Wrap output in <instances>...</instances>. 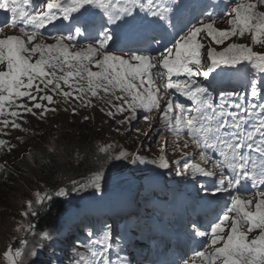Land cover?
<instances>
[{
	"label": "snow or ice",
	"instance_id": "obj_1",
	"mask_svg": "<svg viewBox=\"0 0 264 264\" xmlns=\"http://www.w3.org/2000/svg\"><path fill=\"white\" fill-rule=\"evenodd\" d=\"M259 6H264V0H231L219 14L229 17V27L223 30L215 26L219 15L214 17L205 9L201 13L202 18H197L195 24L157 57L139 49L117 55L111 47L116 33L109 25L119 26V22L133 17L139 9L162 25L172 27L169 17L172 8L163 0L160 3H154V0L146 3L143 0H117L116 4L113 0H40L35 5L32 0H0V9L11 14L10 22L0 26V33L5 27H19L21 33L20 36L0 38V66H3L0 69V118H3L0 125L5 129L11 126L12 129L23 130L17 119L24 114L36 115L33 109H40L41 117L49 111H56L42 103H56L55 95L62 96L65 101L69 98L80 101L86 107L91 105V98L103 100L110 96L112 99L107 103L115 112L108 111V116L129 112L127 120L136 119L138 109L151 113L160 108L161 87L157 80H166L163 89L167 95L172 94L169 90H175L194 107L187 109L184 104L169 99L162 117L165 124L177 135L186 133L191 138L193 145L201 149L199 157L203 164L211 162L213 168L220 169L219 185L211 194L227 192L230 196V202L205 230L196 233L209 238L211 251L196 250L193 259L183 264H264V189L254 195L244 190L249 184L253 188L264 185V103L252 105L253 111L257 107L260 109L253 122L246 119L252 112L240 103L227 104L222 98L220 104L215 105L209 89L197 79L208 80L221 67L237 71L244 67L251 70L245 73L250 96L253 99L264 96V87H261L264 82V52L254 51L248 44L234 42L217 51L204 42L210 38V44L219 46L233 37L242 39L249 36L252 45L264 46V11H258ZM29 7L33 10L28 11ZM90 9H98L102 16L97 17ZM56 21L69 22L67 32L58 31L51 36L55 43L45 44L41 30L55 25ZM82 36L90 42L77 48V40ZM38 37L40 42L37 43ZM144 39L139 37L138 44L142 46ZM153 42L159 43V40L153 38ZM205 49L206 52L203 51ZM62 85L69 91H65ZM176 110L179 115L170 116ZM143 119L148 120L149 117L145 115ZM6 147L11 150L8 142L0 139V150ZM209 150L221 159L214 160L207 154ZM99 151L107 152L108 148L101 147ZM252 153L257 154L255 159ZM127 155L121 153L116 159ZM132 162L143 164L149 161L136 155ZM158 167H169L164 155L159 157ZM184 169L185 172L191 170L193 178L215 175L197 163L186 164ZM226 172L231 175L225 183ZM102 179V173L97 172L90 181L91 187L100 191ZM84 187L87 185L73 190L79 191ZM68 194L64 188H59L54 194L37 193L36 203L43 205L52 201L54 196L62 198ZM27 207L32 215H36L31 201ZM28 214L24 213L25 216ZM43 238H49V234L43 233ZM110 239L105 233L102 250L91 251L90 264H109L103 259V253L111 247ZM23 255L21 248L13 251L9 247L4 252V260L7 264H22ZM31 255L36 253L33 251Z\"/></svg>",
	"mask_w": 264,
	"mask_h": 264
},
{
	"label": "rangeland",
	"instance_id": "obj_2",
	"mask_svg": "<svg viewBox=\"0 0 264 264\" xmlns=\"http://www.w3.org/2000/svg\"><path fill=\"white\" fill-rule=\"evenodd\" d=\"M258 11H264V6H259ZM226 17L222 22L217 23L215 26L218 29H227ZM7 35L20 36L18 33L8 32L0 34V38H4ZM210 42V38L205 40ZM37 43L40 42V38L37 39ZM244 43L253 47L254 51L264 52V46L257 48L256 45L251 44L249 36H245L242 39L233 37L232 40L227 41L225 45L206 44L207 46L215 47L217 51H220L227 45V43ZM45 44H50V40L44 38ZM55 43L53 42L51 44ZM77 49H73L75 51ZM206 52V49L203 50ZM119 55V54H117ZM36 57L33 58L35 60ZM0 69H2L0 67ZM96 71L95 68L92 69ZM160 82V80H158ZM240 88L245 87L243 92L242 101L246 104H261L264 103V99L257 97L253 99L250 96V90L248 87V81H244L239 84ZM65 91H69L65 90ZM48 94H51L49 91ZM103 96V93L100 94ZM161 97V95H160ZM112 97H105L103 100L99 98H91V105L84 106L80 101L69 98L67 101L62 96L55 95L54 100L56 103L48 105L46 101L44 103L48 108H55L56 111H49L46 116H40V109H33L36 115L24 114L22 118L17 119V123L21 124L23 130L12 129L11 126L5 129L0 125V139L6 140L8 145L11 146V150L8 147L0 150V161L5 171L13 166V163L18 159L26 162L27 171H32L29 167L32 158L30 152L34 150H43L48 153H54L61 160L64 156L71 153V146L75 141L78 134L86 138L85 144H89L90 138L95 139L91 151H88V157L90 159L89 165H92V174L83 175L80 177H65L64 180H53L55 188L52 191L53 194L59 188H64L68 191L67 197H62L61 200L66 203L70 208L76 204L77 206L70 210L72 217L67 219L66 225H58L53 229H47L39 231L35 227L29 228V225H33V216L29 211L27 205L31 201L33 205V211L37 207L36 194L50 193L51 187L47 186L38 175L29 177L30 181H22V196H25L24 205H18L14 211L1 210L0 211V228L2 230L7 229L9 226V243L5 247L0 249V264H7L4 260V252L11 247L13 251L16 248L23 250L22 264H90L92 257L91 253H86L83 249L77 246V253L74 251L67 252L69 248L66 247L68 243L65 240L68 236L73 235L74 226L76 222L85 223L81 226V230H77V235H81L87 227L98 228L101 225L114 222L115 226L118 225L124 217H116V212L122 209L127 201L140 198L138 204L145 206L149 192L145 190L147 198L143 193H139L142 189L148 188L154 180V177L160 167H158L159 157L164 155L165 159L169 163V171L167 172L173 178L179 177L183 173V169L175 170V163L179 162V158H174L176 155L185 153L184 160L191 162L188 159L189 153H193L195 147L193 144H187L182 139H177L178 145L172 144L174 148H171V144L167 143L166 138L161 137L163 129L166 124L163 120V114L165 110V102L160 98V108L153 110L151 113H145L138 109L136 113V119L127 120L130 116L129 112L123 114L117 113L115 116L110 117L107 115L108 111L115 112L107 101ZM21 102H26L21 101ZM116 103V101H113ZM31 107V104H29ZM104 111H101V109ZM158 110V111H157ZM147 115L148 120H144L143 117ZM88 117V119H85ZM127 122H124L126 121ZM4 133H7L5 135ZM36 139V143L33 148V139ZM28 140V144L24 145V142ZM185 144L188 147H183ZM40 145V146H39ZM90 145V144H89ZM101 147L108 148L107 152H100ZM164 151L161 152V148ZM176 147H181L177 150ZM88 151H82L86 153ZM121 153H127V157L123 159H116ZM140 156L148 163L132 162L133 156ZM84 157V156H83ZM74 164L79 162V153L74 151L73 153ZM197 163V162H195ZM100 172L103 175L101 181V190L96 191L93 187H89L84 191H74V187L77 183L82 182L85 185L91 186L90 181L94 175ZM167 175V176H168ZM167 180V178H166ZM43 182V183H42ZM75 182V183H74ZM137 184L140 188L133 190L132 185ZM51 186V185H50ZM144 187V188H143ZM139 195H136V194ZM150 199V198H149ZM14 209V208H11ZM105 210H109L105 216ZM124 212L126 208H123ZM122 210V211H123ZM104 211L100 216L99 213ZM25 212H29L27 216ZM123 212V213H124ZM118 215V214H117ZM126 215V214H125ZM110 219H107L109 218ZM107 220H103V219ZM94 220H101L94 225ZM129 224L133 225L134 220L131 218ZM66 228V230L64 229ZM48 233L49 238L44 239L43 233ZM255 234V233H254ZM83 236H86L83 233ZM151 235L148 234V237ZM86 237L89 238V235ZM65 241V245L58 251V245L60 241ZM26 242V243H24ZM36 255H31L32 252ZM58 257L59 259L55 258Z\"/></svg>",
	"mask_w": 264,
	"mask_h": 264
},
{
	"label": "trees",
	"instance_id": "obj_3",
	"mask_svg": "<svg viewBox=\"0 0 264 264\" xmlns=\"http://www.w3.org/2000/svg\"><path fill=\"white\" fill-rule=\"evenodd\" d=\"M75 141L71 146V153L64 156L61 160L58 158L56 154L48 153L43 150H32L30 152V157L32 158V162L30 164V168L32 171H27L26 162L21 159L15 161L13 166L8 168L5 171V168L2 167L0 161V211L1 210H9L14 211L18 205H24L25 196H22V181H30L29 177H33V175H38L39 178L49 187H51V191L49 194H53V190L55 188V183L53 180H64L65 177H80L83 175L91 174L92 165H89L90 159L88 157V153L91 151V144H85L86 138L80 136L79 134L74 137ZM28 140L24 142V145L28 144ZM33 145L29 146L31 148L34 147L36 143V139H33ZM40 146V145H39ZM90 148V151H88ZM76 151L79 153L80 159L79 162L75 165L73 159V153ZM82 151H88L86 153H82ZM84 156V157H83ZM26 163V164H24ZM35 173V174H34ZM42 182V183H43ZM51 185V186H50ZM81 185H84L82 182H79L75 185L74 188H80ZM84 188L80 189L81 191ZM77 205L74 204L72 208H70L61 198L53 197V200L50 202H45L43 205H37L35 208L36 215L33 216V226L39 231H44L47 229H53L58 225H66L67 219L71 218V211ZM14 208V209H11ZM62 225V226H63ZM66 230V228L64 227ZM9 243V226L7 229L2 230L0 228V249L5 247ZM64 242H59L58 251L61 250ZM59 259L58 257H55ZM56 264V263H55Z\"/></svg>",
	"mask_w": 264,
	"mask_h": 264
}]
</instances>
